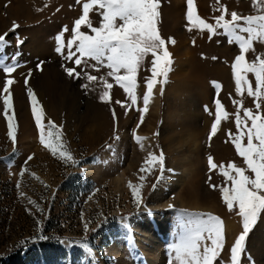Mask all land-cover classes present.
<instances>
[{
  "label": "rangeland",
  "instance_id": "1",
  "mask_svg": "<svg viewBox=\"0 0 264 264\" xmlns=\"http://www.w3.org/2000/svg\"><path fill=\"white\" fill-rule=\"evenodd\" d=\"M194 2L198 15L207 22L214 23V17L220 14L217 11L216 0H194ZM220 3L227 6L229 13L236 11L242 15L258 14L253 10L251 0H220ZM168 9H172L176 17L174 25L176 29L174 28L173 31L175 34L168 30L169 35L175 39V44L179 45V48L182 49L187 45L191 49V51L179 49L178 57L172 54L173 64L170 72L172 74L178 72L180 60L187 56L190 58V63L185 66L186 71L183 74L191 75L190 80H194L197 86L188 90L174 112L173 108L176 105L173 95L171 93L165 95L168 87L172 88L174 77L173 75L167 77V83L163 86L164 92L160 94V114L154 123L153 140L151 139L153 142H151V132L146 128L147 123L143 121L141 128H137L140 119H137L135 106H132L125 115L124 109L119 105L113 102H101L97 97L96 88L94 91L82 89L81 84L86 80L69 78L61 65L74 66L73 63L65 61L53 48L48 49L50 53L44 59L31 56L30 52L33 50L31 47L36 48V44L30 43L32 35L36 34L49 44L54 43V37L63 26L66 25L71 29L74 20L82 13V5H76L75 0H0V13H4L0 15V33L8 32L12 26L10 20L19 25L15 33H9L6 37L9 46L0 51V59L7 57L4 62L10 63L11 56L16 52L20 53L17 62L21 70L18 68L17 72L12 74L20 78L18 85L24 96L23 105L30 104L25 77L29 70H32L31 78L41 73L36 69L38 62H44L42 69L46 64H57L64 73V79L58 87L60 93L66 91L64 93L66 102L63 111L56 114L57 116H51L44 107V102L38 97L42 95L38 93H42L43 88L31 83V78L28 87L34 90L36 97L39 98L38 101L44 107V122L50 119L57 126L62 125V141L73 158L78 161L74 166L52 156L39 143L32 113L30 112V121L27 123L24 119L25 106L15 98L13 104L18 129L15 152H13L14 146L7 137V124L3 117V103L0 99L2 124V127L0 124V264H83L85 260L92 264L93 258L98 264H129L134 262L137 253L134 247L130 246L129 241L131 244L134 241L136 245L142 247L140 249L144 250L146 255L151 254L153 261L157 259L159 264H168L169 245L175 241L179 232L178 223L181 219L191 218L187 215L190 213H211L220 216L225 223L226 244L228 240L233 242L242 230L240 218L235 212L227 210L219 190L211 189L207 183L209 175L212 177L211 183L216 185L224 183L218 170L209 173L207 164L209 155L217 164L223 162L226 165L228 162H235L239 166H244L242 158L237 155L226 135L228 130L233 133L236 131L234 124L236 109L232 100H238L240 97L236 96L234 91L231 64L238 54V47L230 45L225 36H216L209 40L206 32L187 31L186 0H161V16L158 24L161 35L164 31L162 22ZM90 18L93 26H99L100 17L96 12L90 13ZM226 18L230 19V15ZM81 30L90 32L83 26ZM70 35V31L65 33V40L70 38ZM17 37L23 40L19 47H17ZM255 50L256 53H264V45L255 44ZM212 57L217 59L213 60ZM247 59H254L253 54L249 53ZM192 62L204 67L206 72L191 74L189 71L192 69ZM222 73L224 77H221ZM5 78L3 71H0V96L3 95ZM187 79L189 80V77ZM249 79L254 87V77L251 74ZM212 81L221 85L219 92L211 84ZM144 83L145 81L138 87L140 90L145 89ZM113 84L115 85L114 82ZM117 93L112 94L115 100L126 101L122 90ZM200 93H203L207 99L201 98ZM217 97L229 113V119L221 122L217 135L209 141L208 136L215 113L213 101ZM243 103L244 107L254 108L253 99L246 94ZM205 105L211 110V115L205 111ZM169 107L170 118L166 116ZM113 108L118 116V122L115 124L112 118ZM187 108L195 113L196 119L189 120L186 116ZM94 117H98L101 123L109 122L111 126L107 128L104 141L91 148L83 144L82 137L96 128L97 121H93ZM137 120L135 126L134 122ZM23 121L26 122L27 126H23L26 130L21 127ZM114 132L119 135L118 141L113 139ZM122 132L124 133L121 134ZM157 132L159 134L154 135ZM134 133L146 138L143 141V148L135 142ZM244 142L246 143V140ZM109 144L113 145L111 149L107 147ZM160 150L165 155L166 168L172 171L165 173L166 179L153 189L152 185L156 183L155 177L159 175V171L152 175L145 174L146 179L141 182L138 179L141 175L139 169L149 152L159 154ZM189 150L192 153H189ZM182 155L189 157L186 159ZM29 156L33 158L29 160ZM84 168H90V171ZM22 169L26 170L23 176L20 175ZM180 176L195 178L193 186L179 183ZM129 182L134 185L139 183L144 185L141 189L143 205L140 208H137L133 202L128 187ZM17 183L20 184L19 188ZM20 193L24 195L21 196ZM180 199L188 206H181ZM29 200L35 201L44 211L38 212L35 206L29 204ZM169 204L173 207L169 208ZM153 218L159 224L166 222L173 226L170 235L160 236L157 242L149 241L151 234L157 231V225H153ZM86 223L89 229L87 233L84 230ZM145 229L149 233L144 238L141 232ZM41 235L48 239H39ZM85 236L94 249L92 256H89L79 245L65 246L64 243L59 242L82 240ZM22 241L27 243L21 246ZM252 261L254 264H264V216L259 219L247 240V253L243 264H250Z\"/></svg>",
  "mask_w": 264,
  "mask_h": 264
},
{
  "label": "snow or ice",
  "instance_id": "2",
  "mask_svg": "<svg viewBox=\"0 0 264 264\" xmlns=\"http://www.w3.org/2000/svg\"><path fill=\"white\" fill-rule=\"evenodd\" d=\"M75 3L82 5V13L74 20L71 29L65 25L54 37V51L65 61L73 63L74 66L71 67L61 65L69 78L86 80L84 84H81L82 89L94 91L93 85H97L101 88L99 100L112 103L110 91L114 84L109 82L111 78L126 96V101L116 100L114 103L123 108L127 115L132 106L137 105L138 102V72L146 59L151 57L150 67L145 69L150 72V75L145 77L143 108H136L140 114V121L137 124L139 128L148 111L150 100L154 96V88L159 84L160 93L163 94V86L167 83L168 74L172 70L173 59L167 44L174 45L176 41L172 37L166 40L159 30L161 0H75ZM216 3L220 14L214 17V23H210L198 15L194 0H186V30L206 32L209 40L216 36H225L230 45L238 47V54L235 55L231 64L234 91L236 96L240 97L238 100H232L236 109L234 113L236 131L233 133L228 130L226 135L237 155L242 158L244 166H239L235 162H228L226 165L223 162L217 164L209 155L207 157L209 173L218 170L224 183L223 185L211 183V175L207 183L211 189L219 190L227 210L235 212L240 218L242 230L228 247L229 259L225 262L222 259V253L226 248V229L223 219L211 213L187 214L191 218L179 221V232L175 241L169 245L168 264H243L247 253V240L259 219L264 216V53H256L255 50V44L264 45V0H251L253 10L258 13L255 15H242L236 11L229 13L227 6L222 5L220 0H216ZM69 7L71 8L72 5ZM59 10L58 8L57 11ZM92 12L99 15V26H93L90 18ZM228 15L230 19L226 18ZM82 26L88 28L90 32L82 31ZM18 27L19 25L13 21L8 32L0 34V51L9 46L6 37L9 33H15ZM69 31L70 38L65 42V33ZM22 43L23 40L17 37V47ZM65 49H67V54H65ZM249 53L253 54L254 59H247ZM19 55V52L13 54L10 63L4 62L7 57L0 59V71H3L6 77L2 88L3 95L0 99L3 103V117L7 124V137L14 146L13 152H15L17 142L18 125L10 86L16 82L11 78V74L20 67L17 62ZM212 59L215 60L217 57H212ZM90 61L94 63H89ZM43 63V61L38 62L36 69L42 71ZM89 69L97 72L102 69L107 71L104 75L97 76L90 74ZM250 74L254 77V87L249 79ZM31 76L32 70H29L25 77V86L32 117L38 131L39 143L52 156L58 157L65 164L77 165L78 161L73 158L62 141V125L57 126L50 119L44 122L43 107L34 90L28 87ZM211 84L217 92L220 91L221 85L218 82L212 81ZM245 94L253 99L254 108L244 107ZM213 102L215 113L208 136L209 141L217 135L221 122L229 119V113L225 110L221 100L217 97ZM205 111L212 114L207 105H205ZM112 118L114 124L118 122L114 108ZM158 134V132L154 133V135ZM133 136L135 142L143 148V141L146 138L135 133ZM113 139L119 140L118 133L114 132ZM107 147L111 149L113 145L109 144ZM32 158V156L28 157L29 160ZM157 170L159 175L155 177L156 183L152 185L153 189L166 179L165 173L172 171L166 168L165 155L162 150L159 154L148 153L139 169L141 175L138 179L143 182L146 179L145 174L152 175ZM25 171L22 169L20 175L23 176ZM143 186V183L135 185L128 183L137 208L143 205L141 195ZM19 187L20 184L17 183V188ZM20 195L24 194L20 193ZM29 204L35 206L38 212L44 211L35 201L29 200ZM168 207L172 208L173 205L169 204ZM84 230L85 233L89 230L87 223L84 225ZM39 239L46 240L48 237L41 235ZM59 242L67 243L68 246L79 245L89 256L94 253L87 236L82 240ZM25 243L27 242L22 241L21 246ZM129 243L131 247H134L131 241ZM250 264H254V261Z\"/></svg>",
  "mask_w": 264,
  "mask_h": 264
},
{
  "label": "bare ground",
  "instance_id": "3",
  "mask_svg": "<svg viewBox=\"0 0 264 264\" xmlns=\"http://www.w3.org/2000/svg\"><path fill=\"white\" fill-rule=\"evenodd\" d=\"M13 10V9H12ZM179 12V11H178ZM4 14V13H2ZM0 13V15H2ZM164 22H162V27L163 28V37L167 40L169 37H171V35H169L170 33L168 32V30L171 31V33L173 34L174 32V28H175V15H174V11L172 9H168L166 14L164 15ZM6 17V16H5ZM10 26L12 24V21L13 20H10ZM26 26V25H25ZM3 27V26H2ZM6 27V26H5ZM4 28V27H3ZM2 28V29H3ZM168 28V29H167ZM7 29V27H6ZM9 29V28H8ZM176 29V28H175ZM2 31V30H1ZM167 31V32H166ZM3 31L0 33L2 34ZM165 34V35H164ZM175 34V33H174ZM175 37V36H174ZM46 38V37H45ZM180 38V36H179ZM178 38V39H179ZM67 40V38H66ZM65 40V42H66ZM32 45H35V47H31V49H33L30 53H31V56H37V57H40L41 59H44L50 52L48 51V49L52 50L55 49V42L54 43H47L46 40H44L43 38H40L38 37L36 34H33L32 35V40L30 42ZM188 44V43H186ZM167 48L169 50V52L171 54L174 55V57H178L180 56V50L181 48H179V45L177 44H167ZM182 51L185 50V51H188L191 49L187 46V45H184L183 48L181 49ZM226 51V50H225ZM65 54H67V49H65ZM182 58V57H181ZM195 58V57H194ZM177 59V58H176ZM180 59V57L178 58ZM150 60H151V57L149 56L147 59H146V62L144 65H142L141 69L139 70L138 72V87H140V85L145 81V77L146 76H149L150 75V72L149 71H146L145 69L146 68H149L150 67ZM179 62V61H178ZM177 62V64H178ZM89 63H94V62H89ZM190 63V58H188L186 56V58L180 60V63H179V71L176 72L175 74H172L171 72L169 73V76L168 77H171L173 75L174 77V80H173V84H172V88H169L166 90L165 92V95L168 96L170 93L173 95V99H174V108H173V111L175 112V110L178 109L177 107V104L181 103L184 99V95L186 93H188V90H192L193 88H196L197 86V83H195V81L193 80H190L192 77L191 75H187L185 76L183 74V72L186 71L185 69V66L189 65ZM193 65L191 66L192 69L191 71V74L193 75H196V74H203L206 72L205 68L204 67H200L199 65L195 64L194 62H192ZM202 63V62H201ZM71 67V66H70ZM178 67V66H177ZM20 69V68H19ZM21 70V69H20ZM61 67L58 66L57 64H46V66L44 67L43 66V70L40 71L41 73L35 78H31L30 82L33 83L34 85L37 84L38 86H41V89L43 88V91L42 93H38V94H42L38 97H40L43 102H44V107L46 108V110L49 111V113L51 114V116H55L56 114H59L61 111H63V106H64V102H66V98H65V92L62 91V89L60 91H62L61 93L59 92V87L60 86V83L61 81L64 79V73L61 71ZM19 71V70H18ZM17 72V71H16ZM89 72L90 74L92 75H97V76H100V75H104L106 73V70L102 69L100 72H97L95 71L94 69H89ZM22 73V72H21ZM218 74V73H217ZM35 75V74H34ZM221 77L223 76L224 77V74H220ZM219 76V74H218ZM172 77V79H173ZM189 77V80L187 79ZM11 78H13L16 82L14 84H12L10 86V89H11V92H12V95H13V98H15L16 100H20L22 102V106H25L24 107V119L25 121L28 123V121H30V112H31V105L29 104V106L27 105H23V100H24V96L22 94V90H21V87L20 85H18V82H19V77L16 75V74H11ZM159 79V78H158ZM109 82H114L112 81L111 78H109ZM64 86V85H63ZM94 88H96V93H97V97L99 98V93L101 91V88L97 85H94ZM64 89V87H63ZM120 90H122L118 85H114L113 89L111 90V99L114 103V101H116L113 97L114 95H116L117 92H120ZM123 91V90H122ZM145 92V89L144 90H140L139 88L137 89V95H138V102H137V105H134L135 108L134 110L137 112V119L139 120L140 119V114L139 112L136 110L137 107H140V108H143V101H142V97H143V94ZM115 93V94H114ZM112 94L113 97H112ZM160 86L159 84H157V86L154 88V96L153 98L150 100V104H149V107H148V111L146 112V114L144 115V123L146 122L147 125H146V128H148L150 130V140L153 138V130H154V126L156 123L155 121L158 120V117H159V109H160V104H161V96H160ZM201 98H204V99H207L206 96L203 95V93H200L199 95ZM117 97H118V93H117ZM126 98V96H125ZM199 98V97H198ZM39 100V98H37ZM68 101H69V97L67 98ZM117 105V104H116ZM69 106V105H67ZM43 107V109H44ZM73 107V106H72ZM99 107V105H98ZM65 108V107H64ZM89 108V107H87ZM101 108V107H100ZM197 108V107H196ZM73 110V109H72ZM123 110V109H122ZM196 110V109H195ZM58 111V112H57ZM169 112H170V107L168 108L167 112H166V116L168 118H170L169 116ZM133 115V114H132ZM57 116V115H56ZM186 116L189 118V120H193V119H196L197 116L195 115L194 112L191 111V109H186ZM88 118V117H87ZM135 118V117H134ZM138 120L136 122H134L135 126L138 122ZM93 121H97V126L96 128L92 131H90L89 133H87L86 135H83L82 137V142L83 144H87L89 145L91 148L92 147H95L97 145L100 144V142H102V140L104 141L105 137H106V134H107V128L109 127L110 124L108 123H101V120L98 118V117H94ZM26 122L23 121V124L21 127L25 126ZM94 123V122H93ZM145 123V124H146ZM1 124V123H0ZM4 125V124H3ZM129 125V124H128ZM27 126V125H26ZM111 126V125H110ZM134 126V125H133ZM1 127H2V124H1ZM126 127V126H125ZM24 128V127H23ZM26 128V127H25ZM24 128V129H25ZM110 128V127H109ZM141 128V127H140ZM5 129V127L3 128ZM21 129V128H20ZM22 130V129H21ZM26 130V129H25ZM23 131V130H22ZM25 132V131H24ZM109 132V131H108ZM124 132H122L121 134H123ZM191 139V138H190ZM153 140V139H152ZM151 140V142H153ZM149 142V141H148ZM154 147V146H153ZM191 151L189 150V153ZM192 153V152H191ZM190 155V154H189ZM193 155V154H192ZM184 156V155H182ZM188 156V155H187ZM191 156V155H190ZM195 156V155H193ZM185 157V156H184ZM189 157V156H188ZM188 157H185L186 159ZM85 170L87 171H90V168H84ZM92 170V169H91ZM188 170V168L186 169ZM185 172V171H184ZM94 173V172H91V174ZM195 179V178H194ZM190 178V177H184V176H180V181L179 183H186L187 185H189V187L193 186L195 180ZM179 204L181 206H185V202L182 201L181 199L179 200ZM188 206V205H186ZM190 206V205H189ZM174 219V218H173ZM170 223V222H169ZM153 225L156 226L157 225V231L152 233L151 236L149 237V241L150 240H153V241H158L159 237H164V235H168L169 233H171V231L173 230V226L172 224H168L166 222H162V223H158L157 220L155 218H153ZM142 237H146L147 233H149V231L147 229L145 230H142ZM170 235V234H169ZM148 236V235H147ZM146 242V241H145ZM232 244V241L231 240H228L227 241V244H226V250L223 254V260L225 262L228 261L229 259V252H228V247H230V245ZM64 245L66 246L67 243H64ZM132 245L134 246V249L135 251L137 252L135 254V260L133 263H129V264H159V261L157 259H155L156 261H153L152 260V256L151 254L150 255H146L144 250L140 249L142 247H139L138 245H136V243L134 241H132ZM158 245V244H157ZM148 246V245H147ZM153 246V245H152ZM160 246V245H159ZM154 248V247H152ZM160 248V247H159ZM157 249V248H156ZM155 250V249H154ZM159 250V249H158ZM134 251V250H133ZM162 251V250H160ZM159 252V251H158ZM151 253V252H150ZM154 253V252H153ZM156 256V255H155ZM158 258V257H157ZM92 264H98L96 262V260H94V258L92 259ZM132 262V261H131ZM83 264H90L88 263L87 260L84 261Z\"/></svg>",
  "mask_w": 264,
  "mask_h": 264
}]
</instances>
